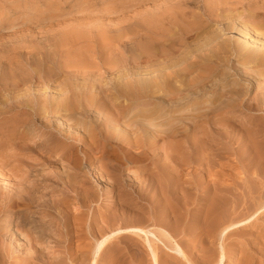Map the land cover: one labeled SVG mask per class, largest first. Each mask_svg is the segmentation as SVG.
<instances>
[{"label": "rangeland", "instance_id": "obj_1", "mask_svg": "<svg viewBox=\"0 0 264 264\" xmlns=\"http://www.w3.org/2000/svg\"><path fill=\"white\" fill-rule=\"evenodd\" d=\"M222 1L0 0V107L3 108L0 113V189L12 186L19 178L13 177L20 175L19 169L23 164L30 170L43 169L49 176L54 171L53 175L63 174L65 177L54 184L57 189L53 190L55 196L50 192L53 199L46 196L53 200V204L58 199L62 201L53 208L60 220L58 224L51 225L52 231L49 230L51 233L60 230V235L50 234L46 248H18L11 240L0 238V242L3 241L0 264H90L92 251L86 245L89 235L101 237L114 229L129 226L151 228L159 236L169 232L183 247L187 259L197 264L216 263L222 250L227 253L225 264H246L244 257L247 252L252 264H264V74L249 85L244 106L223 111L222 117L211 115L201 125L191 127L187 152L193 153V162L182 166L170 156L171 137L160 138L153 150L148 146L145 149L132 148L126 143L127 137L121 136L122 144L131 147V152L140 151L142 160L132 161L127 155L114 154L99 140L92 154L94 162L84 158L75 168L74 163L47 158L37 149L21 146L16 137H10L11 124L7 120L14 110L4 106V100L9 98L11 102L17 92L24 90L50 89L49 97L53 99L54 89L75 88L73 83L76 80L77 88L84 82L91 84L92 78L111 81L113 77L114 80L115 73L112 72L117 69L111 66L110 60L121 53L129 59L132 54L138 56L148 17L154 14L158 18L168 16L158 25L170 31L174 27L169 19L182 10L191 17L193 11L206 12L208 6L219 3V11L229 14L228 4ZM249 2L252 1L231 0L229 3L233 7L234 21L242 30L250 24L247 19L252 11L249 10ZM259 14L264 15V11ZM222 21H210L209 26L220 29L225 24ZM224 30V37L239 32L237 28ZM144 63L145 58L140 59V64ZM40 71L45 77L37 76ZM57 71L58 76L54 75ZM221 84L226 83L223 81ZM218 117L220 119L217 120ZM194 137L201 138L203 144L201 140L198 141L201 146L195 144ZM80 153L83 154L82 151ZM66 168L67 172H64ZM160 168L168 175L166 183L156 176ZM70 172L74 176L72 181ZM216 177L220 178L219 197L213 183ZM113 193L117 199L111 203ZM212 197L220 199L221 210L228 216H225L227 222L234 220V216L235 220H243L255 212L254 221L224 234L211 230L208 222L214 212L210 209ZM22 205L19 206L21 209L24 208ZM24 240L28 241L23 238L21 243ZM57 240H61L60 245H56ZM182 255L169 248H158L159 264H187ZM97 260V264L154 263L147 242L127 234L115 237L97 254Z\"/></svg>", "mask_w": 264, "mask_h": 264}, {"label": "bare ground", "instance_id": "obj_2", "mask_svg": "<svg viewBox=\"0 0 264 264\" xmlns=\"http://www.w3.org/2000/svg\"><path fill=\"white\" fill-rule=\"evenodd\" d=\"M188 1L184 0V2ZM230 1H222L228 4V10H231L229 14L219 11V3L208 6L207 11H204L205 14L196 12L197 10L193 11L191 17H187L185 11L182 10L179 15L169 19V23L174 27L173 30L169 29L170 31L159 26L161 24L158 25L160 20L168 16L158 18L154 14L148 17L141 35L138 56L132 54L129 59L121 56V53L111 60L108 58L111 66L117 69L116 72L111 71L115 73L114 80L113 77L111 81L92 78L91 84L84 82L79 88L75 85L78 84L76 80L73 83L75 88L57 87L54 89L53 99L49 97L50 89H41L33 92L29 90L17 92L13 101H8L9 98L4 100L5 108L14 110L7 120L11 124L10 137H16L15 139L21 146L37 149L41 154L47 155V158L53 157L67 161L69 164L74 163L75 168L79 167L84 158L94 162L92 154L99 140L102 146L112 153L124 154L132 161H139L142 158L140 151L139 153L138 151L131 152V147L128 148L122 144L121 136L127 137L126 143L132 148L148 146V149L153 150L160 138L171 137L169 146L172 154L169 155L176 161V164L182 166L183 163L193 162V153L187 152L191 127L201 125L209 120L211 115L220 116L223 111L228 112L244 106V96L248 94L249 85H252L254 81L257 82V78L264 74V15L259 14L264 11V0L249 2V10L252 9V11L247 18L250 24L244 26L245 30L240 29L234 21L236 18L232 14L233 7L229 4ZM222 20L225 21L223 27L210 28V21L223 22ZM224 28H237L239 32L236 31V35L224 37L223 34L226 32ZM142 58H145L144 64H140ZM133 74H136V77ZM54 75L58 76L59 71ZM37 76L45 77V74L40 71ZM20 80L24 79L20 78ZM223 81L226 84L222 85ZM209 91L211 92L208 93ZM257 99L261 101L262 98ZM2 111L3 108L0 107V113ZM36 128L38 131H35ZM253 137L255 138L254 135ZM199 140L194 137V142H197L195 144L198 145V141L202 143V139ZM81 151L83 154L80 153ZM23 165L19 169L20 175L13 177L19 178L12 183V186L0 189V238L11 240L10 242L18 248H46L45 244L50 242V234L52 236L55 233L57 236L61 233L59 225H57V230H59L56 231L57 233L49 231L52 229L51 225H56L55 223L60 220V216L53 211V208L61 201L57 198L58 200L53 204L51 200L53 196H50V192L53 193L54 184L59 183V179L64 180L65 177L63 174L53 175L54 171L49 176L43 172V169L30 170L31 168L27 169ZM26 166L30 167V165ZM31 167L34 165L32 164ZM64 172H67V168ZM72 174L74 175V172ZM69 176L72 177V179L70 177L72 181L74 176L71 172ZM156 176L161 182L162 180L165 182L168 178L163 169ZM213 183L215 193L219 197L220 178L216 177ZM116 199L113 193L111 203ZM21 204L24 205H22L23 209L20 208ZM210 209L214 212L208 222L209 227L213 231L217 230L219 234L252 223L256 215L253 212L243 220H235L234 216V220L227 222L228 219L221 210L220 199L214 197L211 198ZM75 220L76 217H74ZM89 231L92 233L91 230ZM121 234L143 238L148 248L151 249L153 264H159L158 248H169L172 252H181L187 264H197L187 259L183 247L173 239L169 232L166 231L162 233L163 236H159L151 228L142 226L120 227L101 237L89 235V243L87 242L86 245L92 251L93 259L90 264H97V254ZM22 236L28 241L24 240L21 243ZM60 241L56 245H60ZM2 244L0 248H3ZM244 259L246 264H252V258L248 252ZM226 260L227 253L222 250L214 264H225Z\"/></svg>", "mask_w": 264, "mask_h": 264}]
</instances>
